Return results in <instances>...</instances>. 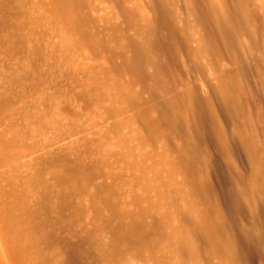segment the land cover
I'll return each instance as SVG.
<instances>
[{
  "label": "rangeland",
  "instance_id": "374dc122",
  "mask_svg": "<svg viewBox=\"0 0 264 264\" xmlns=\"http://www.w3.org/2000/svg\"><path fill=\"white\" fill-rule=\"evenodd\" d=\"M69 243L264 264V0H0V264H66Z\"/></svg>",
  "mask_w": 264,
  "mask_h": 264
},
{
  "label": "bare ground",
  "instance_id": "6f19581e",
  "mask_svg": "<svg viewBox=\"0 0 264 264\" xmlns=\"http://www.w3.org/2000/svg\"><path fill=\"white\" fill-rule=\"evenodd\" d=\"M233 21H235V27L239 25V20L235 18ZM232 21V22H233ZM231 25V22H230ZM213 41V46L217 47V41L215 39ZM162 54L164 59V66L168 72V74L175 78L178 77V73L184 69V48L181 45V43L178 41V39L175 37V34L172 30L167 31L166 38L164 41V44L162 46ZM228 204L235 205V199L232 196V198H229ZM203 235H208L210 233V230L204 227L202 229ZM43 236H47L45 232L40 233ZM122 238V236H120ZM125 237V236H124ZM124 237L122 239H124ZM261 239L253 240V238L249 234L243 235V243L240 253L236 252L237 255H245L247 253H252L258 250ZM83 252L75 245V244H68V247L66 249L65 254V263L66 264H95V262L92 260L87 263L83 262L82 259H84ZM88 260V259H87Z\"/></svg>",
  "mask_w": 264,
  "mask_h": 264
}]
</instances>
